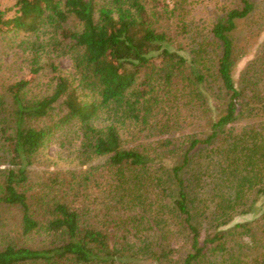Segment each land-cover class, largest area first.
Segmentation results:
<instances>
[{
    "label": "trees",
    "instance_id": "16d2710c",
    "mask_svg": "<svg viewBox=\"0 0 264 264\" xmlns=\"http://www.w3.org/2000/svg\"><path fill=\"white\" fill-rule=\"evenodd\" d=\"M8 32L0 264H264V0H14Z\"/></svg>",
    "mask_w": 264,
    "mask_h": 264
},
{
    "label": "rangeland",
    "instance_id": "374dc122",
    "mask_svg": "<svg viewBox=\"0 0 264 264\" xmlns=\"http://www.w3.org/2000/svg\"><path fill=\"white\" fill-rule=\"evenodd\" d=\"M170 2V0H161ZM14 0H0L1 7L4 9H9L13 6ZM23 37V33L17 35L16 38L13 37L12 32L5 34H0V74H7L12 77H24L26 74V66L24 65L26 54L16 46L17 42ZM264 39V32L262 33ZM253 55V50L238 63L235 69V78L237 79L240 70L245 66L246 62L251 59ZM57 63L63 70L70 69V60L68 57H59ZM4 74V75H5ZM43 160L36 167L39 170L42 169H53L54 166L62 167L67 164L64 161V155L66 153L65 149L58 145L56 140L51 141L47 147L44 149ZM49 157L48 160H44Z\"/></svg>",
    "mask_w": 264,
    "mask_h": 264
}]
</instances>
